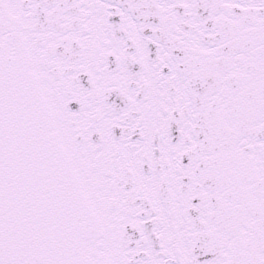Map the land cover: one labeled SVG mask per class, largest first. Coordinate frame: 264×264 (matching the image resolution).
Here are the masks:
<instances>
[{"label":"snow or ice","instance_id":"1","mask_svg":"<svg viewBox=\"0 0 264 264\" xmlns=\"http://www.w3.org/2000/svg\"><path fill=\"white\" fill-rule=\"evenodd\" d=\"M0 264H264V0H0Z\"/></svg>","mask_w":264,"mask_h":264}]
</instances>
